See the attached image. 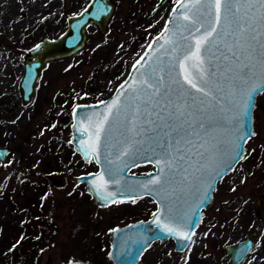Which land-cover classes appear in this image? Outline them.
Segmentation results:
<instances>
[{"label":"water","instance_id":"obj_1","mask_svg":"<svg viewBox=\"0 0 264 264\" xmlns=\"http://www.w3.org/2000/svg\"><path fill=\"white\" fill-rule=\"evenodd\" d=\"M114 9V0H89L67 17L58 36L29 49L19 80L22 105L31 102L43 66L80 50L90 25L104 33ZM226 9L222 3L218 11L214 0H175L114 91L73 106L71 143L83 160L97 166L78 174L76 182L100 206L145 196L155 203L148 218L111 230L112 264H139L149 245L168 238L183 251L212 203L217 182L243 157L255 133L253 110L264 90V9L257 4L242 10L244 32L230 22ZM8 152L0 145L1 161ZM148 164L153 166L148 171H132ZM156 178L159 183H153ZM254 235L224 246L231 263L244 259ZM66 264L92 262L78 258Z\"/></svg>","mask_w":264,"mask_h":264},{"label":"rangeland","instance_id":"obj_2","mask_svg":"<svg viewBox=\"0 0 264 264\" xmlns=\"http://www.w3.org/2000/svg\"><path fill=\"white\" fill-rule=\"evenodd\" d=\"M88 1L0 0V145L9 147L0 160V264H66L78 258L112 264L111 230L155 208L148 197L94 203L76 182L78 174L97 166L71 143V112L77 103L114 91L175 0H114L106 31L90 25L80 50L48 61L31 102L21 104L19 80L29 49L58 36L67 17ZM253 115L255 133L243 157L217 182L188 246L177 251L171 238L155 241L139 264H233L224 246L252 231V245L239 264H264V90Z\"/></svg>","mask_w":264,"mask_h":264},{"label":"snow or ice","instance_id":"obj_3","mask_svg":"<svg viewBox=\"0 0 264 264\" xmlns=\"http://www.w3.org/2000/svg\"><path fill=\"white\" fill-rule=\"evenodd\" d=\"M197 2H199V0H197ZM222 3L227 5L226 10H227L228 18H229L230 22L232 24L238 25L240 32H244L246 30L245 25L242 23H239V21L243 18L242 10H244L245 12L250 11V10L254 9L257 4L262 9H264V0H214L215 7L218 11L221 9ZM184 18L189 19V17H187V16H185ZM218 21H219V16H217L216 23H218ZM215 31H216L215 27L211 28L210 31L207 33V36H211ZM200 43H201L200 41L197 42V52L193 54L194 56H196V58H199L198 53H199ZM244 67L247 68L248 66L245 65ZM228 70H230V69H228ZM185 79L187 80V77H185ZM187 82L189 84H191L193 88L197 87V85L195 83H193L192 80H188ZM198 90L201 92L204 91L203 88H200ZM159 182H160L159 178H156L153 181V183H159ZM109 195H111V193H109ZM168 231L171 232L174 230L169 228ZM180 235L187 237L188 234L181 232Z\"/></svg>","mask_w":264,"mask_h":264},{"label":"trees","instance_id":"obj_4","mask_svg":"<svg viewBox=\"0 0 264 264\" xmlns=\"http://www.w3.org/2000/svg\"><path fill=\"white\" fill-rule=\"evenodd\" d=\"M155 33H156V32H155ZM155 33H154V34H155ZM154 34H152V36H153ZM152 36H151V37H152ZM47 178H48V179H52L53 177H52V175L48 174V175H47ZM86 195H87V194H86ZM87 196H88V195H87Z\"/></svg>","mask_w":264,"mask_h":264},{"label":"flooded vegetation","instance_id":"obj_5","mask_svg":"<svg viewBox=\"0 0 264 264\" xmlns=\"http://www.w3.org/2000/svg\"><path fill=\"white\" fill-rule=\"evenodd\" d=\"M153 168V166L151 165V168L150 169H152ZM149 169V170H150ZM148 171V170H147ZM145 197H148V198H150V199H152L151 197H149V196H145ZM137 199V198H136ZM153 200V199H152ZM153 211V210H152ZM150 216V215H149ZM149 216H147L146 218H148ZM146 218H144V219H146Z\"/></svg>","mask_w":264,"mask_h":264}]
</instances>
